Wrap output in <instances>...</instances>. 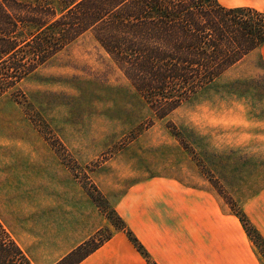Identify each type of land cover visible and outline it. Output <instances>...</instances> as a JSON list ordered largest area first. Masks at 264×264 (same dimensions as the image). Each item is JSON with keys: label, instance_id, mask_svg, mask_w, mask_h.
Here are the masks:
<instances>
[{"label": "rangeland", "instance_id": "obj_1", "mask_svg": "<svg viewBox=\"0 0 264 264\" xmlns=\"http://www.w3.org/2000/svg\"><path fill=\"white\" fill-rule=\"evenodd\" d=\"M259 48L163 117L92 33L1 98L0 217L35 263L101 246L124 230L116 201L163 176L211 189L239 218L264 187Z\"/></svg>", "mask_w": 264, "mask_h": 264}, {"label": "trees", "instance_id": "obj_2", "mask_svg": "<svg viewBox=\"0 0 264 264\" xmlns=\"http://www.w3.org/2000/svg\"><path fill=\"white\" fill-rule=\"evenodd\" d=\"M87 33L163 117L264 44V11L219 0H0V99ZM238 216L248 235L254 240V231L264 242L245 212ZM0 264H35L1 217Z\"/></svg>", "mask_w": 264, "mask_h": 264}, {"label": "crops", "instance_id": "obj_3", "mask_svg": "<svg viewBox=\"0 0 264 264\" xmlns=\"http://www.w3.org/2000/svg\"><path fill=\"white\" fill-rule=\"evenodd\" d=\"M219 1L264 11V0ZM258 51L264 60V44ZM115 209L157 264H264L243 223L223 209L209 188L163 176L131 187ZM242 209L264 238V187ZM126 230L112 234L77 264H150ZM26 252L35 263L30 250Z\"/></svg>", "mask_w": 264, "mask_h": 264}]
</instances>
